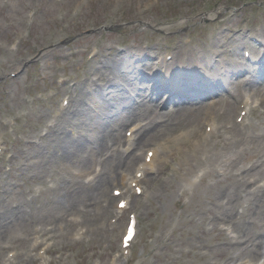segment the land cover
<instances>
[{"label":"rangeland","instance_id":"1","mask_svg":"<svg viewBox=\"0 0 264 264\" xmlns=\"http://www.w3.org/2000/svg\"><path fill=\"white\" fill-rule=\"evenodd\" d=\"M10 21L12 25L8 26ZM246 27L250 28L249 34L260 41L264 39V0H0V141L5 147L0 154V264H10L6 260L8 249L18 254L15 260L19 264H30L23 260V255L36 256L30 236L48 228L52 229L50 235L59 236L55 243L73 264H108L119 253V261L134 255L128 264H264V246L258 259L251 258L257 231L264 237V187L252 193L264 183V165L244 173L240 195L227 194L238 172L258 158L264 160V140L256 142L260 149L254 150L250 148L253 141L246 139L253 132L264 131V113L249 114L245 126L239 125L243 119L235 121L236 116L240 120L239 107L250 94L246 84L251 74L230 65L242 60L249 70L255 69V64L244 59L243 49L259 46L249 39V34L241 32ZM95 47L101 55L93 58L91 51ZM135 52L143 55L136 56L140 62L130 69L140 78L155 74L154 66L169 56L177 59H170L163 73L170 69L172 82L177 80L170 67L172 63L179 65V60H186L183 62L190 64L192 71L203 70H195L193 60L200 57L193 53L205 55L198 66L203 65L213 74L203 84L196 72H188L189 76H181L178 84L182 86L186 81L190 86L180 88L171 83V89L166 87L160 93L149 79L140 80L143 97L139 99L136 88L127 93L130 87H125L127 96L135 98L143 112L146 110L143 122L151 121L148 127L155 125L138 145L142 163L150 150H163L155 159L156 171L147 173L139 185L141 192L129 184L138 170L137 161L120 165V159L116 170L111 171L108 160L113 155L116 159L117 151L100 157L97 153L91 160L82 158V168L74 164V158L63 161L65 148L55 145L52 136L49 140L43 136L49 122L61 120L60 126L67 128L66 140L88 137L90 127L80 126L79 122L81 118L89 122L86 117L93 110L88 106L79 118H71L66 125L72 113L59 108L62 99L71 97L74 102L76 94L85 92L87 102L92 100L87 77L96 74L101 59L130 61ZM224 63L226 73L220 74L225 78L215 81ZM66 78L70 82L61 83ZM194 83L200 88L194 89ZM194 91L197 97L191 95L196 98L187 104L176 101ZM116 92L110 91V97ZM99 96L110 98L102 90ZM247 99L252 104L259 102L257 98ZM198 101L204 102L200 108L190 104ZM102 103L106 119L97 114L96 122L108 124L113 118L106 111V100ZM171 119L177 120L179 126L171 125ZM220 121L238 126L227 131L219 129L218 138H205L208 125ZM145 128L138 133L141 135ZM56 132L50 129L51 135ZM96 133L93 135L100 134ZM222 136L241 139L235 155L234 151L222 149ZM114 146H118L116 141ZM207 150L211 151L210 161L223 151L227 159L234 156L235 161L230 166L217 163L216 172L207 173L209 167L200 161ZM51 158L52 168L47 165L40 174L41 166ZM98 159L104 160L103 165ZM98 166L103 172L100 180L109 176L102 193L109 201L101 203L98 195L94 199L98 206L107 207L104 209L108 213L97 210L99 207L91 202L78 205L82 200L65 208V204L71 205L65 201L68 195L80 190L82 184L92 186L97 182L100 176L94 177L101 170L96 169ZM121 170H128L124 172H128L127 178H118ZM244 186L251 192L247 196ZM115 189L122 190V194H116ZM121 198L128 203L125 209L117 206ZM232 199L239 213L233 210L228 214L234 218L227 229L234 237L231 241L216 229L213 219L230 207L228 201ZM132 216L138 221V233L124 248L122 238ZM80 234H84L81 240ZM74 236L79 240L76 246L71 242ZM54 257L49 255L41 263Z\"/></svg>","mask_w":264,"mask_h":264},{"label":"bare ground","instance_id":"2","mask_svg":"<svg viewBox=\"0 0 264 264\" xmlns=\"http://www.w3.org/2000/svg\"><path fill=\"white\" fill-rule=\"evenodd\" d=\"M12 25V21H10L8 23V26ZM243 32V30L241 31ZM238 40V39H237ZM245 45V42H244ZM238 47V46H236ZM219 51V50H218ZM100 51L94 53V57H97V55H101V53H99ZM216 53L219 54V52L216 51ZM143 54L141 53H134L130 59V61L125 58L123 60H115L114 62H112V59L108 60H102L101 62L99 61H95V62H99L98 64H101V66L98 67V70L95 72L96 74L88 76L87 80L91 81L92 85H93V89H95V92H93L91 90V87L89 88V92H91L90 97L92 98V100L88 101L86 100V94L85 92H81L80 94H76L74 96V101L75 103H73L72 99H70V103L68 106L64 107L66 109H68V111L70 110L72 113V116L70 118H68V120L66 121V125H69L71 118H79L81 116V114L83 113V111L90 106V109L93 110V112L90 113V115H88L86 117V119L89 121L87 122L86 120H84L83 118L80 119L79 125L80 126H87L88 128L90 127V131L91 134L84 138V139H72L71 141L66 140L65 137V131L67 130V128L65 127V129H63V127L60 126V124L62 123L61 120L52 123V124H47L46 125V130L47 132L43 135L46 137V140H49L50 137L52 136L55 145H59L63 148H65V153H64V158H62L63 161L65 162H70L71 158H74V164H80L82 166V168H84L85 166V161L87 159H92L93 154H97L99 153V157L100 155L103 156L109 152H112V146L111 144H113L115 141L116 143H121L122 142V137H121V128L124 127L126 124L128 125V123L140 120L142 117H144L146 115V110L143 112V110L140 107V104H138L137 100L129 98L126 94V89L125 88L127 85L130 87V89L127 90V93L129 92V90H132L131 88H136L137 92H138V99L139 97L142 98L143 94L141 93V81L142 78L138 77L136 75V73L131 70L130 68L134 65H136V62H140L139 61V57L136 56H142ZM194 57H200L196 60H193L195 65L196 63H199V61L203 60V57L205 55H199L197 53H193L192 54ZM103 56V55H102ZM101 56V57H102ZM185 55H182L181 57H184ZM254 59L257 61L258 60V66H259V71H251L249 70V68L244 66V63L242 62V60H236V61H232L234 63H232L230 65V67H237L241 70V72H245L244 69H246L247 73L251 74V78L247 80V84H246V89L247 91L250 93L248 95V97L250 98H257L259 99V102L252 104L250 103L248 100H246V104L249 103L250 109H249V114H263L264 112H261V106L264 107V66L262 65V63L264 62V40L261 41L260 43V47L258 51H254L253 54ZM174 58L173 60L175 61ZM112 62V63H111ZM168 61H164L163 65H165ZM179 65H176V63H172V66L170 67L171 69L175 70L176 72H179L182 70V68L185 66L180 60H179ZM174 65V66H173ZM194 65V64H193ZM198 65V64H197ZM189 66H191L189 64ZM203 67V70H201L200 72H197V79L200 80L201 83H205L207 80H211L210 78L213 77V74L210 73L208 70H206V68H204L203 65H201V68ZM104 69V70H103ZM129 69V70H128ZM193 69V68H192ZM231 68H229L230 70ZM196 72V71H192ZM173 73V70H172ZM160 82H164V80L160 79ZM70 79L66 78L64 80V83H69ZM167 82H170V84L172 83V80L170 78L165 79L164 84H167ZM156 83V82H155ZM178 86L179 81H175L173 82ZM189 83V82H188ZM172 85V84H171ZM170 85V86H171ZM195 88L194 89H199L200 87L197 86L196 83H194ZM96 86V88H95ZM164 86V85H163ZM185 87L190 86L189 84H185ZM162 87V86H160ZM105 89H109V90H105ZM104 92V94H107V96L110 97L109 92L110 91H114L117 90L116 93H111V97L110 98H103L101 96H99V92ZM157 91L160 93L162 91H166L165 89H160L157 86ZM171 91V90H170ZM217 91V90H215ZM88 92V93H89ZM172 92V91H171ZM195 92V91H194ZM83 93V94H82ZM197 92L194 93H187L185 95H182L179 99H176L177 102H184V104H187L189 100H191L192 98H196ZM191 95H196V97H193ZM253 95V97H252ZM172 97V96H171ZM168 97V98H171ZM71 98V97H70ZM105 99L108 109L106 110L107 112L111 113L113 120L107 124V121H105L106 123L102 124L101 122H96V118H97V114L99 116H102L105 118V113L103 111V103L102 100ZM173 99V97H172ZM143 99H140V102ZM256 99H254L253 101H255ZM186 102V103H185ZM192 104V107L195 105H198L195 108H200L204 102L202 101H198L195 103H190ZM95 110H97V112H95ZM125 114V115H124ZM221 117H222V113H220ZM248 116V112H246V117ZM106 119V118H105ZM133 119V120H132ZM95 121V122H93ZM114 122V125H111V123ZM130 122V123H131ZM150 122V121H149ZM168 121H166L165 123H167ZM96 123V126H94ZM110 124V125H109ZM174 124V126H179V122L174 119H171V125ZM247 124V122L244 123L243 126H245ZM126 125V126H127ZM94 126V127H93ZM125 126V127H126ZM155 125H151V126H147L143 131L142 134L138 137V138H134L131 142L132 146H138L141 143V139H145L146 137H148V134L151 132V129H153ZM238 124L235 122H232L231 124H228L226 122L220 121L218 123L214 124V130H210L206 135L205 138L207 137H213L219 134V129H222L223 131H227V129L230 128H234L237 127ZM253 126V125H252ZM124 127V128H125ZM143 127V126H142ZM123 128V129H124ZM50 129L51 130H58V132L54 133V134H50ZM222 131V132H223ZM96 132L100 133L99 135L94 136L93 134H95ZM242 133H247V131L242 130ZM96 133V134H98ZM191 133V132H190ZM188 133H183L182 136H187ZM221 135V134H219ZM219 135L217 136V138L219 137ZM235 138V137H234ZM250 138L253 141L252 146L250 147L251 149L257 150L260 149V146H257L259 144L256 145V142H259L261 140H264V131L262 132H253L252 134L248 135L246 137ZM177 142L179 141V138L175 139ZM241 140V139H240ZM237 140H233L232 136H229L228 138L226 136H222L220 139V144L223 150H227V151H234L233 154L235 155V152L237 153V148L238 145H240L239 143H241ZM243 140V139H242ZM70 142V143H69ZM214 142V141H213ZM123 144V145H122ZM121 148L122 146H125V144L122 142L121 144ZM195 148V147H193ZM133 148L127 155L126 157H124L123 155H125L123 152L120 151V149L118 150V152L116 153V159H115V155L114 157L110 158L108 160V163L110 164V170L111 171H115L120 159H123V162L120 165H129L132 162H136L138 161V155L137 153L134 152ZM235 149V150H234ZM130 150V148H129ZM163 150H159V153H156L155 159L157 157V155L161 154ZM211 151L207 150L206 151V155L205 157H200V161L202 162H206V167H209L206 172L207 173H211L212 171H214V173L217 170V166L216 164L219 163H223L226 164L228 166L232 165L235 161L234 156L232 159H227V155L226 152H222L221 155H216L213 158V161H210V155ZM85 159V161L83 159ZM253 157H251L252 159ZM155 159L153 158V161L155 162ZM52 160L53 158H51L50 160H46L44 162V164L41 166V170H40V174L47 169V165H48V169H51L53 164H52ZM238 161H236L237 163ZM259 162H261L260 164H258ZM153 163V162H152ZM151 163V161L149 162V166L148 168H146L144 171H142V169H138V171H142V175L140 178H137L139 181H143L144 180V173H150L151 169L154 168L153 164ZM155 164V163H154ZM201 164V163H200ZM119 165V166H120ZM264 165V160H261L260 158H258V161L255 163H251L250 166H248L243 172H238L237 176H236V181L232 182L231 184V188L229 190V192H225L228 195H230L231 197H237V195L241 194V189H239L240 185L243 186L245 185L244 182H241L244 176V173H247L248 171H257L259 169L260 166ZM180 169H183L181 167H179ZM190 169V173H193V168H189ZM101 171V170H100ZM146 175V174H145ZM101 176H103V172L100 173V178L97 180V182L92 185V186H88L85 183V186L82 184L81 189L75 191V193H72L70 195H68L65 198L66 203H69L71 205H64L65 208H72V204L75 200H82L84 202L79 203L78 205H82L85 202H91L94 206L99 207L97 210L102 211L104 214L108 213V209H104L107 207H103V206H98L97 202L94 198L97 197V195L99 196L98 199L101 203L107 202L109 200V198H106L108 196H104L102 195V193L105 192V187L108 185L109 181H108V174L106 175V177L102 180ZM249 177V176H248ZM136 179V181H137ZM249 180L247 179L246 182H248ZM77 182L74 184L76 185ZM74 185L72 186V189H74ZM252 185H256V183H252ZM264 187V183L257 185V188L252 192V193H256V190L259 188ZM243 190L245 191V186L243 187ZM90 192V194H89ZM248 191H245V193H247ZM251 192H248L246 194V196L248 194H250ZM92 196H94L92 198ZM94 199V200H93ZM231 205L230 207L226 208L224 210V212H221V214L219 215L218 218L213 219V224L214 226H216V229L219 230L220 233L224 234V238L227 236V238H229L231 241L234 239L233 236H231L229 234V232H227V229H230L231 227L229 226L233 223V219L234 218H229L228 214L231 213L233 210L238 214V205L235 204V201H228ZM77 206V205H76ZM106 206V205H105ZM244 212V211H243ZM242 212V213H243ZM48 231V230H46ZM46 231H37L39 237L42 239L41 240V244H44L46 242H51L48 247L46 248L45 252L49 255H53L55 254V257L52 258L50 260V264H73V262H69L68 257H65L63 252H60V249L57 247L56 245V239L59 237L57 235H48V233ZM229 231V230H228ZM258 235L257 239H253V247L251 249V258L253 260L258 259V255L261 254L262 252V247L264 246V237H263V233L261 231H257L256 233ZM65 235H69V234H65ZM81 237L79 240H81L84 236V234H80ZM51 240V241H50ZM75 236L74 239H71V242L73 243L72 246H76L78 243V241ZM40 246H38L39 248ZM37 248V249H38ZM30 253V251H28ZM18 254H15V258H17ZM27 259V260H26ZM23 260H26L27 263L30 264H37V261H40V256L38 254H36L35 257H32L31 254L25 256L23 255ZM37 262V263H36ZM12 264H19L16 260L12 262ZM121 264H127V262H123Z\"/></svg>","mask_w":264,"mask_h":264}]
</instances>
